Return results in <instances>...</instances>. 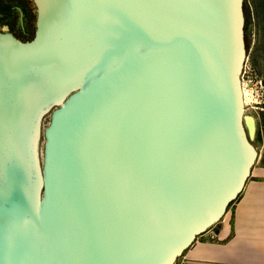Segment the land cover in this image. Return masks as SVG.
<instances>
[{"label":"water","instance_id":"1","mask_svg":"<svg viewBox=\"0 0 264 264\" xmlns=\"http://www.w3.org/2000/svg\"><path fill=\"white\" fill-rule=\"evenodd\" d=\"M34 3L0 31V264H174L255 162L243 0Z\"/></svg>","mask_w":264,"mask_h":264},{"label":"crops","instance_id":"2","mask_svg":"<svg viewBox=\"0 0 264 264\" xmlns=\"http://www.w3.org/2000/svg\"><path fill=\"white\" fill-rule=\"evenodd\" d=\"M253 1L259 21L254 23L255 50L260 54L253 67L257 66L264 75V0ZM262 146L238 197L215 225L184 250L177 264H264V144Z\"/></svg>","mask_w":264,"mask_h":264},{"label":"rangeland","instance_id":"3","mask_svg":"<svg viewBox=\"0 0 264 264\" xmlns=\"http://www.w3.org/2000/svg\"><path fill=\"white\" fill-rule=\"evenodd\" d=\"M14 0H4V2H10L13 5ZM31 5V13L28 19V23L30 26L28 30H25L26 21L22 16V13L13 9V13H11L8 17H3L0 12V29L2 31H15L17 35V39L22 42L30 41L34 38L36 31V19H37V8L34 3V0H28ZM243 14H244V45H245V62L244 68L241 75L242 88L244 93V102H245V116H252L254 118L256 124L255 135L253 134L250 137V142L254 146L257 153L263 149L264 144V121L261 124V130L259 134V138H257V121H258V112L264 110V75L257 69V66L254 68L253 66L257 62H255V58H259L260 54H258L257 50H255V29L254 23H259L257 17L255 15L254 1L253 0H243ZM247 23V32L245 30V23ZM249 24V25H248ZM11 28V29H8ZM26 32V33H25ZM19 37V38H18ZM260 61V59H259ZM253 65V66H252ZM261 74H260V73ZM49 113L45 114L41 120L40 127V138L38 142V151H39V162L42 165L43 161V147H44V129L49 123ZM262 146V147H261ZM257 160V159H256ZM256 160L254 164L256 163ZM252 165V167L254 166ZM249 177V176H248ZM215 225V224H214ZM180 258V257H179ZM179 258L176 259L174 264H177Z\"/></svg>","mask_w":264,"mask_h":264},{"label":"flooded vegetation","instance_id":"4","mask_svg":"<svg viewBox=\"0 0 264 264\" xmlns=\"http://www.w3.org/2000/svg\"><path fill=\"white\" fill-rule=\"evenodd\" d=\"M12 5V8L16 11H20L22 13V16L24 17V20L26 21V27H24L25 30H28V27L30 26V23H28V19L31 13V5L29 3L28 0H14ZM13 13V12H12ZM11 29V28H8ZM1 32H9L10 34H12L15 38L17 37V35L15 34V31H2V29H0ZM26 33V32H25ZM19 38V37H18ZM17 39V38H16Z\"/></svg>","mask_w":264,"mask_h":264},{"label":"trees","instance_id":"5","mask_svg":"<svg viewBox=\"0 0 264 264\" xmlns=\"http://www.w3.org/2000/svg\"><path fill=\"white\" fill-rule=\"evenodd\" d=\"M0 12H1L3 17H8L13 12L12 4L10 2H4V0H0ZM247 23H248V21L246 20V23H245L246 32H247ZM258 117L259 118L257 121V138H259L258 136L260 134L261 124L264 121V110L258 112ZM233 202L234 201L229 203L227 209L232 205Z\"/></svg>","mask_w":264,"mask_h":264},{"label":"bare ground","instance_id":"6","mask_svg":"<svg viewBox=\"0 0 264 264\" xmlns=\"http://www.w3.org/2000/svg\"><path fill=\"white\" fill-rule=\"evenodd\" d=\"M242 102H243V105L245 108L243 88H242ZM244 113L245 112H243V114H242L243 121H244L245 125L247 126V128L249 129L250 133H252L253 132V120H252L251 116H245ZM253 153H254V155H256L255 156V160H256L258 157V153H256L255 149H253Z\"/></svg>","mask_w":264,"mask_h":264}]
</instances>
